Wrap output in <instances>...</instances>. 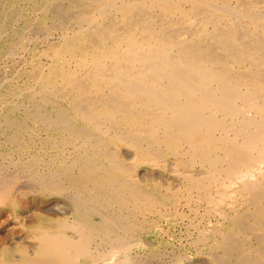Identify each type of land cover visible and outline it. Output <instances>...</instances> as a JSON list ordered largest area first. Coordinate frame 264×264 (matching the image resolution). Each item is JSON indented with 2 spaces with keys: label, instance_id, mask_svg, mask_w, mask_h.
Listing matches in <instances>:
<instances>
[{
  "label": "bare ground",
  "instance_id": "6f19581e",
  "mask_svg": "<svg viewBox=\"0 0 264 264\" xmlns=\"http://www.w3.org/2000/svg\"><path fill=\"white\" fill-rule=\"evenodd\" d=\"M5 3L0 264H264V0Z\"/></svg>",
  "mask_w": 264,
  "mask_h": 264
},
{
  "label": "rangeland",
  "instance_id": "374dc122",
  "mask_svg": "<svg viewBox=\"0 0 264 264\" xmlns=\"http://www.w3.org/2000/svg\"><path fill=\"white\" fill-rule=\"evenodd\" d=\"M8 0H0V4H6L5 2H7ZM6 6H8L6 4ZM14 6H16L17 8V11L18 13H24L25 14V10L20 7L19 3L18 2H14ZM11 8V7H9ZM22 18H24V15H22ZM18 20V19H17ZM25 20L21 19V20H18L14 23V21L12 22V28L13 27H19L18 29H23L24 31L27 30V27H26V24H25ZM17 24V25H16ZM11 27H4L5 31H8L10 32L12 29ZM28 31V30H27ZM58 35V34H56ZM54 35L53 37H51L49 40L52 41V40H57V36ZM5 45H13V44H10V41L9 40H5ZM43 46V44H41V47ZM38 51L36 52V56L38 55ZM40 54L37 56L39 57ZM41 60L43 62H47V59L45 57H40ZM126 152V151H125ZM148 177H154L152 175V173H149L148 171L146 170H141L140 171V178L141 179H147ZM24 186V187H23ZM26 187V188H25ZM21 189V190H20ZM38 189H34L32 186L28 185V184H23V183H20L18 185V189L17 191L15 192V197L17 199V202H18V205H19V209L20 211L22 212H27L28 211H42L43 209H51L52 206H54L56 203L60 202L62 199L60 197H54V196H49V195H43L41 196L38 192ZM30 192V193H29ZM33 193V194H32ZM20 194V195H19ZM38 196H37V195ZM12 198H8L7 200H11ZM55 202V203H54ZM54 204V205H53ZM30 209V210H29ZM12 209L9 208L8 206H5L1 203L0 201V239H3L5 237H7L9 234L11 235L12 233H15L16 236H18V232H17V228H15L13 226V223L10 221V217H11V214L13 211H11ZM25 210V211H24ZM9 219V220H7ZM9 222V223H8ZM9 224V225H7ZM166 225V223H164ZM15 225V224H14ZM185 227V224L183 223L181 228H182V231H183V235H184V238H182V247L184 246V248H188V246L186 247V245H188V241L185 240L187 239L188 237V232L184 229ZM189 233L190 234H194L195 233V230H189ZM186 235V237H185ZM187 243V244H186ZM186 244V245H185ZM198 251L201 252L200 254V257H198V259H195V258H190L188 257L189 255L185 254L183 257H182V263L183 264H208L207 260V256L205 255V253H203L204 250H202L200 247L197 249ZM204 254V255H203ZM203 256V257H202ZM206 256V257H205ZM168 259L166 264H176L173 261V259H170L169 256H167ZM195 260V261H194ZM206 261V262H205Z\"/></svg>",
  "mask_w": 264,
  "mask_h": 264
}]
</instances>
